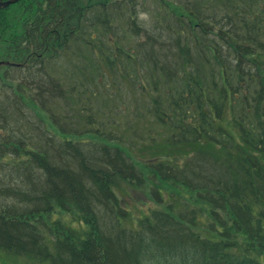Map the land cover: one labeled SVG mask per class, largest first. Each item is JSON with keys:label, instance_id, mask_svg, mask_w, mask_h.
<instances>
[{"label": "trees", "instance_id": "1", "mask_svg": "<svg viewBox=\"0 0 264 264\" xmlns=\"http://www.w3.org/2000/svg\"><path fill=\"white\" fill-rule=\"evenodd\" d=\"M0 264H264V0L0 9Z\"/></svg>", "mask_w": 264, "mask_h": 264}, {"label": "rangeland", "instance_id": "2", "mask_svg": "<svg viewBox=\"0 0 264 264\" xmlns=\"http://www.w3.org/2000/svg\"><path fill=\"white\" fill-rule=\"evenodd\" d=\"M149 18V15L145 12H141L139 16V20H147ZM131 88V87H130ZM130 88L127 90V100H131V94H130ZM129 97V99H128ZM105 131L108 130V127L104 129ZM141 192V191H139ZM146 193V191H144ZM150 193V192H148ZM130 196L124 195L121 193L120 195L126 199V208L130 210L131 212V219L135 218H144L151 214L152 210L156 209H162V205L157 201V197H155L156 201H154L151 196L152 195H144L142 193H139L140 195L136 196L135 194H132L129 192ZM152 200V201H148ZM139 201V202H138ZM141 202V203H140ZM128 225H131L133 228L137 227L136 220L132 222H128ZM129 227V226H128Z\"/></svg>", "mask_w": 264, "mask_h": 264}, {"label": "water", "instance_id": "3", "mask_svg": "<svg viewBox=\"0 0 264 264\" xmlns=\"http://www.w3.org/2000/svg\"><path fill=\"white\" fill-rule=\"evenodd\" d=\"M19 2L20 0H0V9L9 8Z\"/></svg>", "mask_w": 264, "mask_h": 264}]
</instances>
